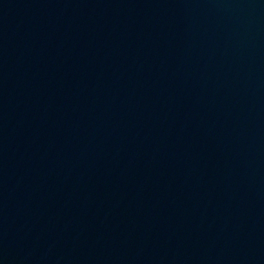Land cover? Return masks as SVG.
<instances>
[{"label":"water","instance_id":"95a60500","mask_svg":"<svg viewBox=\"0 0 264 264\" xmlns=\"http://www.w3.org/2000/svg\"><path fill=\"white\" fill-rule=\"evenodd\" d=\"M0 264H264V0H0Z\"/></svg>","mask_w":264,"mask_h":264}]
</instances>
